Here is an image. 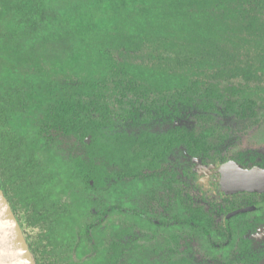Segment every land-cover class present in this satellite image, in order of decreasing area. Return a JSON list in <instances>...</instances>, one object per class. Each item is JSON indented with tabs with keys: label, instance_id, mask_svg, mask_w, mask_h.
I'll use <instances>...</instances> for the list:
<instances>
[{
	"label": "rangeland",
	"instance_id": "1",
	"mask_svg": "<svg viewBox=\"0 0 264 264\" xmlns=\"http://www.w3.org/2000/svg\"><path fill=\"white\" fill-rule=\"evenodd\" d=\"M44 1L48 4L54 3V0ZM228 6L229 9H236L233 11L236 14L232 13V16L225 18L222 11L207 5L213 22L229 26L226 36L222 38L203 35L195 36L192 40L190 37L185 38L176 51L162 50L161 45L150 43L143 45L138 52H129L122 57L118 56L115 49H112L113 55L118 57V60L151 66L160 64L183 73L190 83L185 88L175 90L178 93H173L176 97L179 95V101L171 103L169 100L171 94L165 91L156 94V91L151 90L147 95L143 92V95L133 91L125 92L122 100L117 99L120 91L117 90L115 93L112 90L106 91L103 95L109 101L111 109H119L123 100L132 102L135 105L133 108L135 113L132 117L126 120L114 117L106 126H102L93 138L90 134L84 135L82 139L86 143L84 145L80 142L79 136L73 134L66 135L65 138L58 137L60 142L57 146H61L58 153L62 157L79 153L76 156L79 155L83 160L93 163L105 173H122L126 170L129 173L132 156L135 155L137 163L132 165L136 166L137 175L141 176L137 178L135 193L131 194L130 188L127 189L124 182L120 184L117 191L110 186L100 190L83 178H67L63 174L45 184L46 189L38 193L35 183L25 182L22 176H17V170L9 166L8 161L4 159V153L0 152L1 177L7 184L11 196L13 188L16 189L17 198H14L16 216L33 244L34 255L39 260L38 264H49L52 259L57 261L60 259L51 255L52 250L58 247L53 240L54 232H56L54 228L57 224L66 230L69 227L74 231L88 228L85 232L90 236H85L83 232L76 234V240L81 239L82 244L96 243L99 247L108 248L113 242L118 245L119 251L127 250L125 244L118 243L116 236L110 234L107 228L128 227V217L113 216L115 219L112 222L113 225H110L111 222L105 219L107 213L105 201L114 199L122 204L123 210L118 206L115 210L120 213H127L130 207L143 211L148 201L153 202L151 203L153 206L158 205L157 200L165 199L157 198L166 197L163 189L168 195L174 193L171 190L174 191L175 185L169 189L165 185V175L168 173L182 180L184 185L180 184L178 189L182 191L183 196L189 195L196 198L205 196L209 193L207 188L209 182L216 179L214 167L210 165L213 160L234 155L240 150H264V61H262L264 60V0H236ZM2 15L0 30L7 33L10 31L8 28L13 25L15 32L20 33L21 47L17 53L13 52L15 61L12 59L11 63L6 61L10 57L9 54L3 57L0 55V68L8 65L6 68L10 71L21 68L23 73H26L31 70V67L27 64L19 66V63H22L20 58L30 53L34 57L41 54V57L48 62L56 59V45L51 40L42 41L30 31L21 35L22 25L17 24V18L20 16L16 11H9ZM251 21L254 24L253 29L248 28ZM193 60H199L200 63L194 64ZM48 62H41L42 67L48 69ZM255 66L258 67L256 70ZM52 67L50 64V69ZM242 68L245 73L242 72ZM50 76L53 79L52 82L60 79L64 81L68 78L60 70L58 73L53 70ZM140 88L145 87L140 85L138 91ZM131 89L135 90V87ZM164 96H168L167 99ZM209 99L214 102V108L210 112L202 107L203 101ZM162 102L166 110L159 116L156 114L158 110L155 106ZM173 106L177 109L176 113ZM159 117L167 118L161 120ZM169 120L174 121L170 123ZM168 129L187 138L184 139L186 141L197 138V142L201 141L207 150L204 154L199 151L193 158L190 155L192 153L190 149L193 147L189 149L185 143H182L181 146L177 145L173 149L160 152L158 158L154 160L152 153L138 148V144L145 140L144 136L147 132L158 134ZM27 130L32 136H35L38 131L29 128ZM124 139L129 140L127 146L123 143ZM64 151L70 153L67 154ZM157 170L160 171V176ZM148 175L153 176L150 178ZM125 180L130 184V179ZM119 192H121L120 196ZM131 196L132 199H130ZM69 209L72 214L65 215ZM76 214L83 220L76 219ZM98 217L102 218L100 221L105 225L95 224ZM57 220L59 221L56 222ZM120 235L122 236L121 232L118 237ZM126 235L127 233H124L122 241L127 242ZM142 242L141 238L140 243ZM68 245L71 250V242ZM135 246L138 245L130 242V248ZM85 248L89 247L85 246ZM88 253L92 254V251ZM62 255V253L59 254V257ZM123 258L126 259V256Z\"/></svg>",
	"mask_w": 264,
	"mask_h": 264
},
{
	"label": "trees",
	"instance_id": "2",
	"mask_svg": "<svg viewBox=\"0 0 264 264\" xmlns=\"http://www.w3.org/2000/svg\"><path fill=\"white\" fill-rule=\"evenodd\" d=\"M234 1L54 0L48 4L44 0H0V16L16 11L22 17L17 18V24L22 25V36L30 31L42 41L51 40L56 45V59L52 62L45 61L41 54L34 57L30 53L20 58L19 66L31 67L26 73L21 68L10 71L8 65L0 68V152L4 153V159L17 170V176H22L25 182H34L38 193L61 174L67 178H83L87 183L92 181L91 185L96 188L106 187L103 184L106 181L124 182L127 187L125 179H130V172L105 173L76 156L79 153L69 156L70 152L64 151L67 156L62 157L58 153L61 150L57 146L58 137L73 134L84 145V135L90 134L93 138L114 117L125 120L132 117L135 105L123 100L119 109H111L103 95L106 91H120L118 100L125 97V92L147 95L151 90L156 94L165 91L170 92L171 103L179 101L175 90L190 83L183 73L160 64L151 66L118 60L112 49L122 57L150 43L161 45L162 50L176 51L185 38L192 40L198 35L222 38L229 26L213 22L207 5L229 18L236 9H229L228 4ZM253 25L251 21L248 28L253 29ZM8 30L7 33L0 30V55L9 54L6 61L11 63L12 59L15 61L13 52L17 53L21 47V39L13 25ZM194 61V64L200 63ZM41 62H48V69ZM53 70L62 71L68 78L52 82ZM140 85L145 87L140 88L142 91H138ZM203 104L208 112L214 108L211 99ZM155 108L159 116L166 110L163 102ZM28 128L38 130L37 134L30 135ZM184 139L187 138L182 136V143L188 148H202L197 138ZM124 140L127 146L129 140ZM117 185L109 184L112 189ZM0 188L16 216V189L13 188L11 196L1 174ZM19 225L34 259L33 244Z\"/></svg>",
	"mask_w": 264,
	"mask_h": 264
},
{
	"label": "flooded vegetation",
	"instance_id": "3",
	"mask_svg": "<svg viewBox=\"0 0 264 264\" xmlns=\"http://www.w3.org/2000/svg\"><path fill=\"white\" fill-rule=\"evenodd\" d=\"M159 118L162 120L167 117ZM173 121L169 120L170 123ZM174 134L177 135L171 132V129L158 134L147 132L144 136L145 140L138 144V148L152 153L156 160L160 152L182 145V136ZM201 147L200 150L196 147L189 148L192 152L190 155L195 158V154L199 151L204 154L207 148L202 142ZM134 163H137L135 155L132 156V164ZM132 164L130 184L127 183V189L130 188L131 194L135 193L137 178L141 177L137 175L138 170ZM210 165L214 167L216 179L209 182L207 186L209 193L205 196L197 198L183 196L182 191L178 189L180 184L184 185L182 180L168 173L165 175V185L168 189L175 185L174 191L171 190L174 193L168 195L163 189L166 197H158L157 199H165L157 200L158 205L153 206L151 205L153 202L148 201L143 211L130 207L127 213H120L115 210L118 207L123 210L122 204L114 199L105 201L107 202L105 219L111 222L110 225H113L115 219L113 216L128 217V227L107 228L110 234L116 236L118 243L125 244L127 250L119 251L118 245L113 242L108 248L99 247L96 243L82 244L81 239L76 240V234L83 232L85 236H90L85 232L88 228L74 231L69 227L66 230L57 224L54 228L56 232L53 240L58 247L52 250L51 255L60 259L59 261L52 259L49 264H264V190H236L234 185L238 179L222 177L223 165H228V176H230L229 170L232 171L231 176H235L234 165L243 170L254 167L264 170V150H240L234 155L215 159ZM157 172L160 176V171ZM151 176L153 175H148L150 178ZM89 183L92 184V181ZM121 183L123 184V182L106 181L103 184L106 186L119 184L115 187L117 191ZM120 194L121 192L118 195ZM67 212H64L65 215L72 214L70 209ZM77 218L83 220L76 214ZM101 219L98 217L95 224L105 225L100 221ZM120 232L122 236L118 237ZM124 233H127V242L122 241ZM141 238L142 243H140ZM70 242L71 250L68 245ZM130 242L138 246L130 248ZM87 251H92V254ZM61 253L63 255L59 257ZM125 256L126 259L123 258ZM34 260L36 264L39 263L36 255Z\"/></svg>",
	"mask_w": 264,
	"mask_h": 264
},
{
	"label": "water",
	"instance_id": "4",
	"mask_svg": "<svg viewBox=\"0 0 264 264\" xmlns=\"http://www.w3.org/2000/svg\"><path fill=\"white\" fill-rule=\"evenodd\" d=\"M232 178L238 179L236 190L263 191L264 170L254 167L240 169L237 165ZM228 165L222 167V177L228 176ZM227 171V172H226ZM0 264H35L23 231L9 202L0 188Z\"/></svg>",
	"mask_w": 264,
	"mask_h": 264
},
{
	"label": "bare ground",
	"instance_id": "5",
	"mask_svg": "<svg viewBox=\"0 0 264 264\" xmlns=\"http://www.w3.org/2000/svg\"><path fill=\"white\" fill-rule=\"evenodd\" d=\"M229 172H230V176H231V174H232V171L231 170H229ZM233 176H231V178H232ZM231 180V179H230ZM236 180V179H235ZM237 182H238V180H237ZM237 182H235V186H237V185H239L240 183H237Z\"/></svg>",
	"mask_w": 264,
	"mask_h": 264
}]
</instances>
